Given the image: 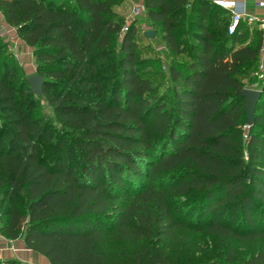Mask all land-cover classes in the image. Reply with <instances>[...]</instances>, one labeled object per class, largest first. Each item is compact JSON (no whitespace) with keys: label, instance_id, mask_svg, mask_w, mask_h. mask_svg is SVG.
<instances>
[{"label":"trees","instance_id":"obj_1","mask_svg":"<svg viewBox=\"0 0 264 264\" xmlns=\"http://www.w3.org/2000/svg\"><path fill=\"white\" fill-rule=\"evenodd\" d=\"M121 2L0 0L44 77L35 94L0 36V233L50 264H167L150 242L182 230L264 240V78L249 126L240 93L252 87L238 77L258 82L260 31L228 32L212 0H143L188 58L169 61L159 92L145 68L159 60L113 10ZM110 234L133 254L100 249ZM247 263L264 264V248Z\"/></svg>","mask_w":264,"mask_h":264},{"label":"rangeland","instance_id":"obj_2","mask_svg":"<svg viewBox=\"0 0 264 264\" xmlns=\"http://www.w3.org/2000/svg\"><path fill=\"white\" fill-rule=\"evenodd\" d=\"M131 1L122 0L120 4L114 3L112 7L117 14L123 16L125 24L134 20L139 44H148L150 46L149 51L145 52L144 55L159 60V64L153 63L145 68L153 72L152 82L157 84L156 86L161 92L172 85L168 75L169 61L172 59L187 60L188 58L185 55H175L171 52L163 37L164 32L162 29L159 26H155L147 16L143 0H136L141 1L143 7L138 14L132 12ZM240 29L243 32V36L250 41L255 40L259 30L256 22L253 24L241 22ZM148 30L154 31L155 35L153 37L148 36L146 34ZM5 47L6 50L11 51L8 43H6ZM256 70L257 67L255 68V75L257 76ZM238 77L244 80L246 86L252 88H256L260 82L259 80H261L257 76L258 82L256 83L254 78L250 79V72L246 73L245 71H240ZM243 128L246 129L247 127L243 126ZM246 130H244L242 135L244 140L248 137ZM18 240L23 241L21 237ZM150 243L169 252L170 261L167 264H221L230 261L237 264H248L247 260L249 257L254 256L259 249L264 248V240L261 238L239 240L233 236H217L205 230H182L179 237L173 242L162 243L156 240ZM99 244L100 249L116 254L120 258L133 254V248H135L132 244L117 241L112 234L108 235ZM25 249L26 247H24V252H19V256L26 258ZM37 255L45 259V262L41 263L39 260H35L38 262L34 264H50L44 255L40 253ZM5 259L7 258L0 260L3 261Z\"/></svg>","mask_w":264,"mask_h":264},{"label":"crops","instance_id":"obj_3","mask_svg":"<svg viewBox=\"0 0 264 264\" xmlns=\"http://www.w3.org/2000/svg\"><path fill=\"white\" fill-rule=\"evenodd\" d=\"M245 11L258 18L264 17V8L255 6L251 0H247L245 2ZM241 22L245 24H253L254 22L258 23V21L256 20L249 22L245 18H243ZM0 36L3 38V40L6 43H8L10 50L19 59L27 75L35 73V62L32 54V47L26 44L19 37L14 26L9 25L5 21V18L1 10H0ZM24 247H26L25 249L26 258L19 256L20 251L24 252ZM37 254L39 253L25 246L22 240H18V238L9 239L4 237L0 233V259L8 258V257H17L19 259L31 263L38 262L35 260H39L41 263H44L45 259L39 257Z\"/></svg>","mask_w":264,"mask_h":264},{"label":"built area","instance_id":"obj_4","mask_svg":"<svg viewBox=\"0 0 264 264\" xmlns=\"http://www.w3.org/2000/svg\"><path fill=\"white\" fill-rule=\"evenodd\" d=\"M214 3L221 7L226 8L229 11V22H228V32H232L240 24V22L245 18L247 21H258V28L260 30L261 36V48L259 58L257 60V70L256 74L261 79L264 78V17L258 18L245 11V2L247 0H212ZM255 6L264 8V0H251ZM131 10L134 14H138L142 10L141 1L132 0ZM246 136V135H245Z\"/></svg>","mask_w":264,"mask_h":264},{"label":"water","instance_id":"obj_5","mask_svg":"<svg viewBox=\"0 0 264 264\" xmlns=\"http://www.w3.org/2000/svg\"><path fill=\"white\" fill-rule=\"evenodd\" d=\"M146 34L150 37L155 35L154 31L148 30ZM27 81L31 90L35 94H41L43 91L44 77L39 73H32L27 76ZM245 98L246 123L250 126L253 123V114L260 96V90L255 88H243L240 93Z\"/></svg>","mask_w":264,"mask_h":264}]
</instances>
